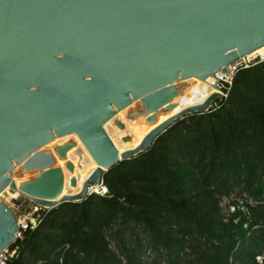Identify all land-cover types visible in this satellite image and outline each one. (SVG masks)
Returning <instances> with one entry per match:
<instances>
[{
	"label": "water",
	"instance_id": "obj_1",
	"mask_svg": "<svg viewBox=\"0 0 264 264\" xmlns=\"http://www.w3.org/2000/svg\"><path fill=\"white\" fill-rule=\"evenodd\" d=\"M262 46L264 0H0V194L26 215L84 199ZM18 216L0 201L1 252Z\"/></svg>",
	"mask_w": 264,
	"mask_h": 264
},
{
	"label": "trees",
	"instance_id": "obj_2",
	"mask_svg": "<svg viewBox=\"0 0 264 264\" xmlns=\"http://www.w3.org/2000/svg\"><path fill=\"white\" fill-rule=\"evenodd\" d=\"M103 183L105 194L39 208L6 264H148L146 252L151 264H264V61Z\"/></svg>",
	"mask_w": 264,
	"mask_h": 264
},
{
	"label": "built area",
	"instance_id": "obj_3",
	"mask_svg": "<svg viewBox=\"0 0 264 264\" xmlns=\"http://www.w3.org/2000/svg\"><path fill=\"white\" fill-rule=\"evenodd\" d=\"M263 61H264V55H261V54L250 53L244 56H240L238 59L225 65L227 69L226 72L219 70L215 72L212 76H210L208 84L217 87L223 92L220 94V97L218 100L226 98L231 89L233 78L236 72L240 69L249 68ZM216 101L212 103L211 107L216 103ZM106 191H107V188L104 186H101L100 188H98L96 193L105 194ZM236 200L237 202L242 203V200L240 199H236ZM234 210H235V205L230 204L229 211L233 212ZM18 222L20 225V231L17 233L16 241L19 238H22V234H21L22 231H25L28 228H34L37 225L38 217L35 215H33V217L24 216V218L21 219L18 216ZM16 241L14 242L12 246L5 248L2 252L0 251V264H6L7 260L15 256H18V246H15ZM257 260L261 262L262 256H258Z\"/></svg>",
	"mask_w": 264,
	"mask_h": 264
},
{
	"label": "rangeland",
	"instance_id": "obj_4",
	"mask_svg": "<svg viewBox=\"0 0 264 264\" xmlns=\"http://www.w3.org/2000/svg\"><path fill=\"white\" fill-rule=\"evenodd\" d=\"M10 194L8 191H5L2 195H0V201H4L6 202L8 205H10L13 209H15L17 211V213L19 214V217L22 219L24 218V216H29V217H33V215H35V212L39 209V208H44V207H40L36 204H34L32 201L27 200L24 204L28 207H30V213H28L27 215L20 212L19 211V207H17L16 205H14L11 202V199L13 197H16L13 195V197H9ZM153 257L151 256V254H149V252H146V254H144V261H146L148 264H151L150 262H152ZM158 264V263H157Z\"/></svg>",
	"mask_w": 264,
	"mask_h": 264
},
{
	"label": "bare ground",
	"instance_id": "obj_5",
	"mask_svg": "<svg viewBox=\"0 0 264 264\" xmlns=\"http://www.w3.org/2000/svg\"><path fill=\"white\" fill-rule=\"evenodd\" d=\"M252 54H261V55H264V46H262V47H260V48H258L257 50H255L254 52H252ZM209 77L206 79V81H207V83L209 82ZM15 177L13 176V179H14ZM93 190L94 191H97L98 190V187L97 186H94L93 187ZM5 191H8L10 194H12V195H9V197H13V195L14 196H17L18 194H19V190L18 189H16V191H11V189L9 188V187H7V188H5L2 192H1V194L0 195H2ZM14 198V197H13Z\"/></svg>",
	"mask_w": 264,
	"mask_h": 264
}]
</instances>
